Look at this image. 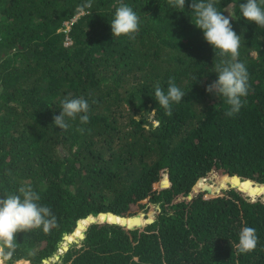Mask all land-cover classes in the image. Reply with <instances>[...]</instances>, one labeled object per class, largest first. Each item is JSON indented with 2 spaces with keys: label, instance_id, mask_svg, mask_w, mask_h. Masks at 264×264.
Listing matches in <instances>:
<instances>
[{
  "label": "trees",
  "instance_id": "1",
  "mask_svg": "<svg viewBox=\"0 0 264 264\" xmlns=\"http://www.w3.org/2000/svg\"><path fill=\"white\" fill-rule=\"evenodd\" d=\"M123 2L140 17L134 39L112 35L120 0H0V197L30 184L57 221L18 233L0 264H264V27L242 17L246 0H217L249 74L228 117L206 87L231 57L192 23V0ZM170 78L186 93L171 116L154 95ZM68 95L90 120L62 130ZM244 226L258 243L242 254Z\"/></svg>",
  "mask_w": 264,
  "mask_h": 264
},
{
  "label": "clouds",
  "instance_id": "2",
  "mask_svg": "<svg viewBox=\"0 0 264 264\" xmlns=\"http://www.w3.org/2000/svg\"><path fill=\"white\" fill-rule=\"evenodd\" d=\"M167 2L170 7L184 9L186 0ZM216 4L217 0H192L190 4L194 16L192 23L203 31L204 39L219 51V55L231 57L230 60L216 64L215 72L218 78L206 87V91L222 97L223 102L230 106L225 114L232 117L239 113L246 103L242 98L249 92V74L246 65L239 61L241 36L232 28L233 15L229 11H226L228 16L223 15ZM239 9L245 20L264 27V0H246L239 5ZM139 25L138 14L131 6L120 0L110 23L113 37L124 36L134 39L139 31ZM185 94L172 78L168 81L166 92L158 83L155 85V100L169 116L172 115L171 105L180 103ZM60 108V114L53 117L54 125L60 129L67 130L70 127L67 120L74 121L77 117L81 125L89 123V104L83 97L65 96L60 101ZM78 130L83 132L84 128ZM40 199V195L30 184L20 186L17 194L0 197V262L10 259L13 255L18 233L41 228L47 233L56 226V217L49 207L38 203ZM257 243L255 228L244 226L240 229L236 245L239 253L254 251Z\"/></svg>",
  "mask_w": 264,
  "mask_h": 264
},
{
  "label": "water",
  "instance_id": "3",
  "mask_svg": "<svg viewBox=\"0 0 264 264\" xmlns=\"http://www.w3.org/2000/svg\"><path fill=\"white\" fill-rule=\"evenodd\" d=\"M106 214V213H105ZM110 214H112V215H114V216H117V215H115V214H113V213H110ZM143 216H145L146 217V215H144V214H142ZM120 217H122V218H126V217H123V216H120ZM153 221V218L148 222H145V224L146 223H150V222H152ZM93 222H95V220H92V221H90L88 224H90V223H93ZM104 222V221H103ZM78 223H79V221L77 222V225H78ZM111 223H116V224H119V223H117V222H111ZM77 225H76V227H77ZM122 226H125V227H128L127 225H125V224H121ZM86 227L87 226H85V228L83 229V233H82V236H80V238H75V239H73L72 241H67V247H65L64 245H63V241H66V237H67V235L68 234H65L64 236H63V241L61 242V244H60V249L58 250V253H61V249H64V250H67V248H68V246H69V244L70 243H72V242H77L79 239H82L83 237H84V230L86 229ZM128 228H130V227H128ZM72 233V232H71ZM64 247V248H63ZM56 256V258L58 257V254H56L55 255ZM45 262H48V260H44Z\"/></svg>",
  "mask_w": 264,
  "mask_h": 264
},
{
  "label": "rangeland",
  "instance_id": "4",
  "mask_svg": "<svg viewBox=\"0 0 264 264\" xmlns=\"http://www.w3.org/2000/svg\"><path fill=\"white\" fill-rule=\"evenodd\" d=\"M67 29H68V27H66V30ZM57 259H58V257L56 258V256H53V257L48 259V262L43 261L42 264H49V263H52V262L56 261ZM16 264H29V263L28 262L26 263L25 261H18Z\"/></svg>",
  "mask_w": 264,
  "mask_h": 264
},
{
  "label": "built area",
  "instance_id": "5",
  "mask_svg": "<svg viewBox=\"0 0 264 264\" xmlns=\"http://www.w3.org/2000/svg\"><path fill=\"white\" fill-rule=\"evenodd\" d=\"M72 22V21H71ZM67 27H69L70 22L65 23ZM68 30V29H67ZM68 41V40H67ZM67 44L70 43V41L66 42Z\"/></svg>",
  "mask_w": 264,
  "mask_h": 264
},
{
  "label": "bare ground",
  "instance_id": "6",
  "mask_svg": "<svg viewBox=\"0 0 264 264\" xmlns=\"http://www.w3.org/2000/svg\"><path fill=\"white\" fill-rule=\"evenodd\" d=\"M70 234H68V236H69Z\"/></svg>",
  "mask_w": 264,
  "mask_h": 264
},
{
  "label": "crops",
  "instance_id": "7",
  "mask_svg": "<svg viewBox=\"0 0 264 264\" xmlns=\"http://www.w3.org/2000/svg\"><path fill=\"white\" fill-rule=\"evenodd\" d=\"M4 264V263H3Z\"/></svg>",
  "mask_w": 264,
  "mask_h": 264
}]
</instances>
